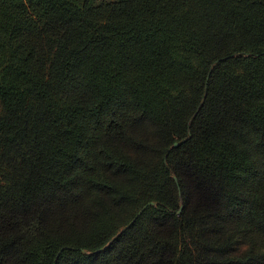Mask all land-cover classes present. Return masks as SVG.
Instances as JSON below:
<instances>
[{"label": "trees", "instance_id": "obj_1", "mask_svg": "<svg viewBox=\"0 0 264 264\" xmlns=\"http://www.w3.org/2000/svg\"><path fill=\"white\" fill-rule=\"evenodd\" d=\"M0 264H264V0H0Z\"/></svg>", "mask_w": 264, "mask_h": 264}, {"label": "water", "instance_id": "obj_2", "mask_svg": "<svg viewBox=\"0 0 264 264\" xmlns=\"http://www.w3.org/2000/svg\"><path fill=\"white\" fill-rule=\"evenodd\" d=\"M189 134H191L190 132H189ZM180 146V143H176L175 145H174V148H177V147H179ZM174 180H175V182L177 183V185L179 186V184H178V180H177V178L176 177H174ZM180 193V192H179ZM149 205H154L153 203H150ZM146 208V207H145ZM145 208H143V209H141L138 213H137V215L132 219V221L122 230V232H124L125 230H127L128 228H130L134 223H135V221L141 216V214L144 212V209ZM182 211V207H181V209H180V211H179V213ZM122 232H120V234L122 233ZM119 234V235H120ZM118 235V236H119ZM117 236V237H118ZM116 237V238H117ZM116 238H114V239H116ZM106 248H103L102 250H100V251H103V250H105Z\"/></svg>", "mask_w": 264, "mask_h": 264}]
</instances>
